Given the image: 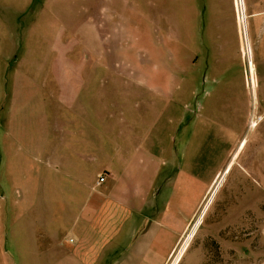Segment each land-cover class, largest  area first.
I'll list each match as a JSON object with an SVG mask.
<instances>
[{"label": "crops", "instance_id": "obj_1", "mask_svg": "<svg viewBox=\"0 0 264 264\" xmlns=\"http://www.w3.org/2000/svg\"><path fill=\"white\" fill-rule=\"evenodd\" d=\"M53 4L60 16L59 1ZM101 9L107 22L112 7ZM135 11V21H142L143 11ZM153 11L159 22L153 29L133 24L136 46H168L169 69L88 71V86L62 87L32 109L41 111V125L32 121L11 130L9 169L27 163L30 174L42 179L27 189L19 215L0 216V233L9 224L0 240V264H169L208 195L190 235L238 172L233 167L220 181V170L205 177L200 157L195 154L193 166L192 154L208 142L216 154L218 145L230 141L238 154H264L256 144H264V119H253L258 106L241 93L243 76L248 85L246 56L254 101L264 88V0H162ZM122 41L121 47L128 45ZM199 86L203 98L194 119ZM244 126L253 134L261 128L249 151L250 138L237 132ZM254 168L241 167L249 174ZM254 262L264 264V254Z\"/></svg>", "mask_w": 264, "mask_h": 264}, {"label": "rangeland", "instance_id": "obj_2", "mask_svg": "<svg viewBox=\"0 0 264 264\" xmlns=\"http://www.w3.org/2000/svg\"><path fill=\"white\" fill-rule=\"evenodd\" d=\"M28 1L0 0V216L19 215L23 208L20 205L30 193L27 189L42 179L41 175L30 174L29 171L33 169L28 168L27 163L20 162L19 167L12 170L8 165V155L15 145L10 143L11 130H22L27 122L31 125L32 121L41 125V111L32 109H40L47 100L50 102L51 98H47L49 94L59 93L62 87L79 90L88 86V71H160L169 69L170 65L168 46H136L134 36H137V32L132 30L133 24L153 29L154 24L159 23L153 17L154 4L162 0H114L113 4L110 0H34L32 5H26ZM47 1L51 9L54 1H59L60 16L54 8L51 10L53 14L43 10L47 7ZM26 6L28 10L24 14L22 12ZM103 7H112L107 22L104 20L106 15L99 14ZM135 10L143 11L142 21H135ZM48 24L50 29H47ZM122 39L128 45L121 47ZM108 41L111 42L109 46L106 44ZM114 42L120 46H113ZM245 62L248 85H244L243 76L241 93L246 103L253 105L255 102V106H258L253 119L258 117V122H261L264 119V88H259L258 99L254 101L247 56ZM245 71L242 69L243 73ZM50 72L51 75H48ZM58 72H66L63 79L55 78ZM79 73L82 74L81 78L78 77ZM15 87L18 89L16 94ZM200 87H197L192 102L194 119L198 116L195 105L202 103L203 98ZM35 113H39V116ZM49 115L52 116L53 111H49ZM237 132L241 133L240 139L244 136L250 138L246 149L249 151L256 134L245 126L237 127ZM256 144L259 150L264 146L261 142ZM232 146L233 141L218 145L214 154L215 150L208 142L203 149H198V153L195 151L192 154L193 166L195 154L197 158L200 157L198 160H201L205 177L209 174L214 176L220 170L217 177L220 181L233 167L238 172L232 173L224 182L208 206L201 224L190 235L208 195L169 264H251L252 259L264 254V240L261 239L264 230V154H238L237 150L233 152ZM36 159L38 164L49 166V162ZM234 160H237L236 165ZM250 165L256 166V173L249 174L241 169ZM243 176L248 183L242 180ZM247 185H254L256 189ZM39 195H42L41 191ZM7 227L1 229L0 240L9 233ZM5 240L10 244L8 236ZM178 254L179 257L175 259Z\"/></svg>", "mask_w": 264, "mask_h": 264}, {"label": "built area", "instance_id": "obj_3", "mask_svg": "<svg viewBox=\"0 0 264 264\" xmlns=\"http://www.w3.org/2000/svg\"><path fill=\"white\" fill-rule=\"evenodd\" d=\"M238 14H239V20H240V23H241V19H240V12L238 11ZM242 24V23H241ZM249 74H251V70H250V72H249ZM251 78V77H250ZM104 181H105V177L104 176H102V177H100L99 178V180H98V185H100V184H103L104 183Z\"/></svg>", "mask_w": 264, "mask_h": 264}, {"label": "bare ground", "instance_id": "obj_4", "mask_svg": "<svg viewBox=\"0 0 264 264\" xmlns=\"http://www.w3.org/2000/svg\"><path fill=\"white\" fill-rule=\"evenodd\" d=\"M251 126H253V124Z\"/></svg>", "mask_w": 264, "mask_h": 264}]
</instances>
